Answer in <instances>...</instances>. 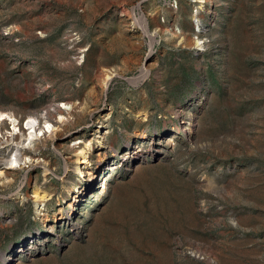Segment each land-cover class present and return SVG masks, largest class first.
<instances>
[{
    "label": "rangeland",
    "instance_id": "obj_1",
    "mask_svg": "<svg viewBox=\"0 0 264 264\" xmlns=\"http://www.w3.org/2000/svg\"><path fill=\"white\" fill-rule=\"evenodd\" d=\"M0 111V264H264V0H0Z\"/></svg>",
    "mask_w": 264,
    "mask_h": 264
},
{
    "label": "bare ground",
    "instance_id": "obj_2",
    "mask_svg": "<svg viewBox=\"0 0 264 264\" xmlns=\"http://www.w3.org/2000/svg\"><path fill=\"white\" fill-rule=\"evenodd\" d=\"M143 25H144L145 29L148 28V22L144 17H143ZM108 78H110V77H108ZM64 118H65L64 115L61 114L60 120H64ZM5 120L10 121V125L11 124L13 125V127L10 128V132L13 135L18 133V132H21V128L18 126V120H17L16 116H14L10 112L0 111V121H5ZM27 124L29 125V132L26 133L25 142L28 140L29 144L32 143L37 137L42 136L43 134L50 132V131H53L55 129L54 125L51 124L50 122H47L46 125L38 127L37 126V119L34 116H30V119H29ZM78 153L81 155L82 158H84L83 160H87L88 154H85L86 150H80ZM26 157H27V160H25V162H27L29 160L34 161L35 159H37V158H35L34 155H29V154H26ZM18 164H19V161H18L16 154L14 156H10L8 169L16 168L18 166ZM3 173H4V171L1 170L0 176ZM35 194H36L35 196L38 197V199H39V195L37 193H35Z\"/></svg>",
    "mask_w": 264,
    "mask_h": 264
}]
</instances>
